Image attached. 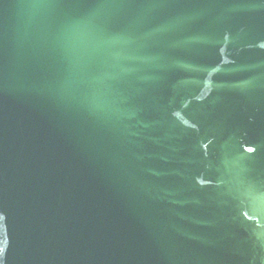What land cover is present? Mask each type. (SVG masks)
<instances>
[{
    "label": "water",
    "instance_id": "water-1",
    "mask_svg": "<svg viewBox=\"0 0 264 264\" xmlns=\"http://www.w3.org/2000/svg\"><path fill=\"white\" fill-rule=\"evenodd\" d=\"M0 264H264V0H0Z\"/></svg>",
    "mask_w": 264,
    "mask_h": 264
}]
</instances>
